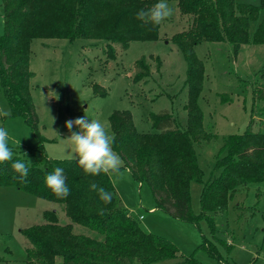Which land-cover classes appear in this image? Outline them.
<instances>
[{
	"label": "trees",
	"instance_id": "1",
	"mask_svg": "<svg viewBox=\"0 0 264 264\" xmlns=\"http://www.w3.org/2000/svg\"><path fill=\"white\" fill-rule=\"evenodd\" d=\"M175 1L181 14L190 15V26L171 37L187 68L184 85L186 123L177 124L169 110L149 115L153 131L140 132L127 109H115L108 116V125L115 135L113 150L124 161L131 177L147 184L156 208L170 216L198 225L208 213L222 211L239 188L249 183H264V66L260 70V85L253 88V98L261 102L258 129L251 119L243 133L223 139L212 172L203 182L200 212L194 214L190 204V182H202L195 145L213 138L203 126L198 97L202 90L203 65L194 46L200 42H228L234 56L242 44H264V0L249 4L238 0H168ZM157 0H2L3 33L0 35V85L11 110L10 116H22L33 128L38 145L22 149L9 146L13 160L0 163V186L17 189L61 207L68 222L59 221L56 209H44L41 223L21 229L30 243L25 264H156L178 255V248L168 239L146 231L138 219L121 204L110 173L86 174L71 158L45 155L41 166L34 161L43 153V136L38 131V119L30 95V43L35 38H83L104 40L108 55L114 57L111 44L121 50L133 40L159 39L160 24L145 22L135 13L151 7ZM253 32L250 25L257 21ZM160 60L157 58V68ZM133 81L150 75L145 56L134 62ZM156 68V69H157ZM96 96L106 90L93 85ZM224 152V153H223ZM25 154V155H24ZM29 165V175L20 178L11 165L14 160ZM30 160V161H29ZM63 169L70 194L58 198L45 184V176L56 168ZM96 183L111 194V202H103ZM103 210V215L99 212ZM209 219V218H208ZM209 219L211 229L214 222ZM75 225L78 228L75 229ZM199 248L218 260L214 243L203 237ZM0 260L2 258L0 257ZM173 264H203L193 255ZM220 264V263H219Z\"/></svg>",
	"mask_w": 264,
	"mask_h": 264
},
{
	"label": "rangeland",
	"instance_id": "2",
	"mask_svg": "<svg viewBox=\"0 0 264 264\" xmlns=\"http://www.w3.org/2000/svg\"><path fill=\"white\" fill-rule=\"evenodd\" d=\"M238 1L259 3V0ZM1 3L2 0L0 35L3 33ZM167 3L173 11L160 23L159 39L133 40L123 50L112 43L114 57L108 55V43L104 40L35 38L31 41L29 69L33 76L29 90L38 131L44 138V152L34 157L38 166L42 165L45 155L59 159L71 157V145L66 139L69 130L65 127V121L70 119L82 116L98 119L111 133L109 114L115 109H127L137 130L147 132L154 130L149 115L167 109L177 124L185 125L187 64L171 37L187 29L191 17L181 14L175 1L167 0ZM263 14L260 12L259 18ZM257 22L251 23L250 32ZM194 52L203 65L198 105L204 129L213 136L208 142L195 145L202 182H190L189 194L191 209L198 214L202 184L211 175L223 139L243 133L251 119L254 121L252 129L259 127L261 102L256 101L252 93L261 82L259 72L264 66V44H243L234 56L228 42L203 41L194 46ZM141 56L150 64V75L134 82V62ZM94 84L107 94L94 95ZM0 108L9 109L1 85ZM0 126L9 132V146L26 149L39 144L33 128L22 116L0 117ZM110 176L121 204L141 226L178 248L176 258L156 264H173L189 255L203 264H264V183H249L239 188L225 209L208 213L207 217L214 222L212 230L206 217L196 226L154 207L150 187L135 181L127 169H121L120 174L110 173ZM44 209H56L59 221L68 222L57 204L11 185L0 186V264H25L30 243L21 229L43 222ZM203 237L215 244L221 256L219 262L199 248ZM54 264H62V258L56 257Z\"/></svg>",
	"mask_w": 264,
	"mask_h": 264
},
{
	"label": "clouds",
	"instance_id": "3",
	"mask_svg": "<svg viewBox=\"0 0 264 264\" xmlns=\"http://www.w3.org/2000/svg\"><path fill=\"white\" fill-rule=\"evenodd\" d=\"M172 11L167 0H157L151 7L137 11L135 16L145 22L160 24L172 15ZM55 98L58 97L55 96ZM10 115V109L0 108V117H9ZM65 127L69 130L66 139L71 145L70 158L76 160L86 174H120L124 161L113 150L112 144L115 135L111 134L101 121L98 119L89 120L86 116H82L65 121ZM74 127L78 130L73 131ZM9 139L8 130L0 126V163L13 160L14 154L9 147ZM16 144L19 145V140L16 141ZM11 167L16 173H19L22 180H25L29 175V165L22 160H14ZM45 184L58 198H66L70 194L63 169L59 167L45 176ZM90 189L97 191L103 202H111V194L103 187L91 183ZM99 214L103 215V210Z\"/></svg>",
	"mask_w": 264,
	"mask_h": 264
},
{
	"label": "crops",
	"instance_id": "4",
	"mask_svg": "<svg viewBox=\"0 0 264 264\" xmlns=\"http://www.w3.org/2000/svg\"><path fill=\"white\" fill-rule=\"evenodd\" d=\"M243 45V44H242ZM112 183H113V178L111 177ZM120 198V197H119ZM154 207H152L151 209H153Z\"/></svg>",
	"mask_w": 264,
	"mask_h": 264
},
{
	"label": "built area",
	"instance_id": "5",
	"mask_svg": "<svg viewBox=\"0 0 264 264\" xmlns=\"http://www.w3.org/2000/svg\"><path fill=\"white\" fill-rule=\"evenodd\" d=\"M139 217L141 218L142 216L140 215Z\"/></svg>",
	"mask_w": 264,
	"mask_h": 264
}]
</instances>
